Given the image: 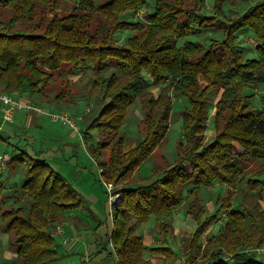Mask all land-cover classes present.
<instances>
[{"label":"trees","instance_id":"16d2710c","mask_svg":"<svg viewBox=\"0 0 264 264\" xmlns=\"http://www.w3.org/2000/svg\"><path fill=\"white\" fill-rule=\"evenodd\" d=\"M228 1L250 5L230 15L224 7ZM206 2L0 0V92L32 98L52 90L55 102L72 103L74 82L102 91L100 109L84 138L117 197L105 243V249L108 243L113 246L106 255L112 264H154L148 253L173 263L174 249L147 245L138 229L155 216L168 235L182 204L200 222L184 240V264H264L258 251L264 246V178L257 176L264 171V105L253 103L264 85V0H215L212 13ZM132 12L140 19L130 20ZM215 29L222 37L210 34ZM127 30L132 33L121 43L118 34ZM244 32L254 35L257 55L246 57ZM203 34L207 39L200 38ZM67 72L80 75L73 81L64 76ZM151 86L159 87L157 95ZM172 92L189 102L181 112L183 140L177 157L159 163L155 177L135 183L141 165L165 143ZM213 92L220 96L215 135L209 140ZM137 101L144 108L143 137L127 147L123 128ZM14 162L24 168L20 189L29 202L3 209L8 183L0 179L2 230L17 248V259L1 258L0 264L53 263L59 259L54 228L62 214L83 206L84 197L43 157L20 149L8 165ZM256 163L260 167L254 169ZM217 183L228 186L231 196L236 191L241 201L234 207L222 199L217 213L208 216L201 187ZM221 210L227 216L224 226L207 233Z\"/></svg>","mask_w":264,"mask_h":264},{"label":"rangeland","instance_id":"374dc122","mask_svg":"<svg viewBox=\"0 0 264 264\" xmlns=\"http://www.w3.org/2000/svg\"><path fill=\"white\" fill-rule=\"evenodd\" d=\"M149 1L154 3V0ZM214 1L215 0H207V12H213ZM249 5L250 2H240L233 6L230 5V2L228 1L224 7L228 14L239 15L244 12ZM143 12L144 11L141 13ZM128 18L134 21L139 20L140 16L139 14L132 12L128 15ZM131 33L132 31L129 30L119 32L118 40L121 43H126V40ZM210 34L216 38L222 37V32L217 29L211 31ZM200 38L207 39L205 34L200 36ZM242 38L241 46L245 51L246 57L257 55L255 50L257 41L254 35L251 32H244ZM70 74V72H67L64 76L67 78L70 77L73 81L78 79L77 75ZM74 83V90L77 92V98L75 97L72 103L55 102L54 92L52 90H50L48 94L46 93L41 96L36 95L32 96V98L28 95L20 96L15 94L14 96L20 99L30 97L29 99L31 101L43 106L46 110L68 112L72 118L77 121L81 128V133L75 132L74 128L63 121H54L50 117L37 114L34 111L17 110L14 114L13 121L5 123L0 129V154L9 153L12 156L17 154L20 149H26L30 154L43 157L47 160L57 173L61 174L83 195L84 202L81 212L90 209V211L95 213L93 222L96 224L103 222V229L101 231L103 233L102 237L106 243L105 233L113 227V215L111 212L112 203L116 201L117 197L112 194L113 186L105 181L101 173L102 170L99 162L90 153L84 138L85 129L100 109L101 105L99 100L102 91L97 89L90 90L87 87L79 85L77 82ZM57 88L58 87H56V89ZM151 89L156 95L160 90L158 86H151ZM252 92L253 91H246V93ZM172 94L175 102L170 121V128L165 143L150 161L141 165L139 171L135 174V183L145 182L150 180L151 177H155V171L159 168V163H167L169 160L174 161L177 157L178 146L183 140V119L181 112L186 106H188L189 102L184 96L175 95L174 92H172ZM219 96L220 94L217 92L211 94L212 102L210 104V118L206 130V136L209 140L215 135L213 116L215 113V103ZM253 103L259 107L264 105V85L257 89ZM1 108L2 105L0 103V126L2 125L4 118L3 109ZM33 116H40L41 123L35 124V122H33L30 126L27 125V122L29 123ZM143 117L144 108L141 102L137 101L130 108L127 121L123 128L124 133L128 138L127 147L137 143L143 137L140 133V123ZM93 134L95 140L100 138V135L97 132H93ZM158 157L160 161H158ZM259 167L260 164L256 163L253 168L257 169ZM257 176L259 178H264V171L258 173ZM0 179L5 180L8 183V187L4 192L6 199L2 205L3 209L9 208L13 205H28L29 199L20 189L21 184L25 180V171L20 163L17 164L14 162L4 171H0ZM229 191L228 186L220 183H217L212 187H201L200 194L207 209L208 216L217 213L222 199L227 198V201L231 204L230 206L234 207L240 203L241 200L239 199L237 192L232 191L233 195L231 196ZM261 200L264 202V192L263 196H261ZM188 208V204H182V206H179L175 210L172 221L173 228L167 233L168 235L163 233L157 226L155 216H152L138 229L139 232L144 235L145 243L147 245L154 247L168 245L176 251L177 257L171 264H184V258L181 255L184 248V240L196 232L200 225V222L195 216L188 212ZM223 208L225 209V207ZM262 208L264 209L263 204ZM87 216H89V214H87ZM218 216L219 219L211 225L207 233H218L224 226V223L227 220L224 210H221ZM204 219H206V215L202 217V220ZM0 228L2 229L1 217ZM98 236H100V234H98ZM1 243L0 251L11 249L9 240ZM107 246L108 249L113 248L109 243ZM263 251L264 246L260 248L259 253ZM147 256L152 259L154 264H165L164 255L148 253ZM116 258L117 255L113 254V259ZM10 259H17V256L9 258V260Z\"/></svg>","mask_w":264,"mask_h":264},{"label":"crops","instance_id":"0c3cea01","mask_svg":"<svg viewBox=\"0 0 264 264\" xmlns=\"http://www.w3.org/2000/svg\"><path fill=\"white\" fill-rule=\"evenodd\" d=\"M76 75L78 78L80 74ZM23 95L27 96L28 94ZM29 98L26 97L25 99ZM33 122L35 124L41 123L40 116L31 117L27 125L30 126ZM261 203L264 206L263 200H261ZM81 209L82 207L62 214L61 220L57 224V226H61V232H58V230L55 232L57 226L54 228L53 233L56 239L59 259L50 264H71L72 262H79L80 264H112L109 259H106L109 249H105V241L102 237L103 222L96 224L93 222L95 213L90 211V209L81 212ZM7 240L10 241L11 249L0 251V258L9 259L17 256V248L11 243L9 234L3 232L0 228V243ZM260 256L264 259V251L260 253Z\"/></svg>","mask_w":264,"mask_h":264},{"label":"built area","instance_id":"2783aa9c","mask_svg":"<svg viewBox=\"0 0 264 264\" xmlns=\"http://www.w3.org/2000/svg\"><path fill=\"white\" fill-rule=\"evenodd\" d=\"M0 103L3 109V123L2 126L7 123L13 121L14 114L17 110H27L34 111L40 115H46L50 117L54 121H63L64 123L69 124L72 128H74L75 132L81 133V128L78 125L77 121L72 118V116L65 111H54V110H46L43 106L36 104L30 99H20L7 92H0ZM11 155L9 153L0 154V171H4L8 167V161L10 160ZM61 232V226H57L55 232ZM260 249H258L259 251ZM71 264H80L79 262H72Z\"/></svg>","mask_w":264,"mask_h":264},{"label":"bare ground","instance_id":"6f19581e","mask_svg":"<svg viewBox=\"0 0 264 264\" xmlns=\"http://www.w3.org/2000/svg\"><path fill=\"white\" fill-rule=\"evenodd\" d=\"M10 165H12V164H10ZM9 166V165H8Z\"/></svg>","mask_w":264,"mask_h":264}]
</instances>
